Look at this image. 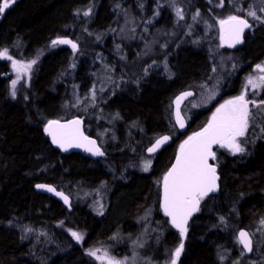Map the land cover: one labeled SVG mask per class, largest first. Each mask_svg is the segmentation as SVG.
Masks as SVG:
<instances>
[{
    "label": "trees",
    "instance_id": "1",
    "mask_svg": "<svg viewBox=\"0 0 264 264\" xmlns=\"http://www.w3.org/2000/svg\"><path fill=\"white\" fill-rule=\"evenodd\" d=\"M249 1L246 0L244 4L247 5ZM87 3L94 4V10L86 20L88 28H92V32L114 28L115 33H108L103 40H97L88 34L87 29L82 28L85 21L80 10ZM238 3L240 1L233 3V0H225L223 6L219 7L210 0H183V7L188 17L196 10H200L202 16L209 20L213 16L222 18L228 14L244 17L243 11L228 10ZM152 4V0L145 1L142 7L135 0H15L0 15V50L7 49L14 58L38 60L30 83L25 80L19 82L16 97L13 98L10 78L5 75L10 70V60L0 58V264H100L87 251L99 244L101 239L97 240V236H106L118 221L128 224L134 210L140 207L138 204L141 205L144 199L150 203L157 197L149 180L140 178V181L133 182L121 191L129 194L130 199L122 201L125 212L120 218L112 217L111 209L107 217L100 221L89 207L87 210L83 208V216L72 215L71 219L77 223H73L77 225L74 227H79L77 229L84 233V242L74 244L71 250L64 253H56L49 250L56 249L57 237L61 232H66L71 214L58 199L34 189L36 182L52 183L67 190L69 185L78 189L84 183L81 187L89 189L91 184L92 187L102 179H108V167H125L146 155L144 146L158 132H170L172 100L179 92L192 88L197 93L199 85L209 81L213 52L203 39V18L198 19L200 23L194 26L192 34L179 29L180 34L175 39L170 34L169 39L174 42L163 39L166 44H171H165L163 51L168 59H173L170 61L171 69H159L161 74L154 68L150 74L147 72V56H139L140 48L145 40L157 32H167L172 14L166 7L162 8L159 19L147 23L149 31L140 33L139 37L136 27L126 26L124 20L140 16L148 19L153 12ZM248 20L253 22L250 18ZM158 28L161 30L158 31ZM262 31L253 40L248 32L244 45L233 51L244 52L242 60L264 59V29ZM79 34L86 36L87 46L91 50L71 68L68 54L73 52L72 47H52L51 42L61 36H70L76 41ZM124 35L128 38H124ZM151 48H154V44ZM225 50L232 51L227 47ZM140 67L141 72L133 73ZM97 68L106 70L108 82L90 109L91 103L88 101L91 98L87 95L90 85H95ZM56 79L60 82H56ZM236 79H232V87L224 84L227 86L223 94L212 105L195 110L188 116L186 132H178L174 128L172 142L155 157L157 168L164 167L165 171L169 168L180 144L205 127L210 112L218 102L241 93L242 84H238ZM79 92L82 98L80 102L76 100ZM255 99L264 100V92L256 95ZM98 109L102 114L111 113V119L116 118L115 124L126 121L124 125L121 123L115 127L117 136L113 132L106 136L108 141L102 146L103 157L95 160L81 153L66 154L51 145L44 129L47 121L64 120V116L71 114L83 117L93 110L99 113ZM65 110L70 112L66 113ZM257 111L254 110V113ZM85 120L86 125L91 122L98 127L100 123V129L109 125L104 118L98 119L99 122L90 121L87 117ZM134 120L142 121L139 129L146 131L144 136L139 135L142 136L139 139L134 128L137 129L140 123H134ZM260 122L261 127H264V118L257 119L251 125L253 133L248 137L244 153L218 157L220 186L217 193L205 198L201 212L192 219L184 242V264H224L230 261L234 254L229 255L225 249L236 247L232 241L235 242L237 231L241 227L252 229L264 213V133L259 130ZM88 134L99 135L92 129L88 130ZM134 134L137 136L134 137ZM90 199L92 201L93 197L90 196ZM23 225L28 226L23 229ZM180 237L170 226L161 246L170 250L179 243ZM93 239L96 241L90 242ZM108 240L104 238L103 241ZM232 250L239 254L242 247L239 245Z\"/></svg>",
    "mask_w": 264,
    "mask_h": 264
},
{
    "label": "rangeland",
    "instance_id": "2",
    "mask_svg": "<svg viewBox=\"0 0 264 264\" xmlns=\"http://www.w3.org/2000/svg\"><path fill=\"white\" fill-rule=\"evenodd\" d=\"M135 1L139 2L140 6L141 5L143 6L145 4V1L148 2L150 0H135ZM152 1H153V4H152L153 12L150 14V17L148 19H147V17L144 18L143 16H140L139 18H137L138 20L135 17L134 18H132V17L128 18L127 17V19L124 20V23L126 22V26L131 25L133 27H136V30L139 32V33L137 32L136 35H137V37H139L140 33L149 31V28L147 27V23H151V22H154L157 19H159L161 9L164 7H166L168 9V11L172 14L171 15V25L169 26V29L167 30V32H164L163 30H161V28H158V31L161 30V32H157V34L153 35L150 39L145 40L144 44H142L140 51H139L140 57L146 58V56L152 51V48H151L152 45L159 39H161L159 45H165L166 42H169V43L171 41L174 42L173 39L172 40L169 39V38H171L170 34L173 36L174 39L180 34V30H184L186 33L192 34L194 32V26L197 25L198 23H200V21L198 19L203 18V21L201 22L202 26L204 27V34H203L204 38L203 39L209 44V46L212 49V52H213L212 69L215 68L216 71L213 72L211 70V76L209 78V81L202 83L201 86L199 85V88L197 90L196 95L193 98L187 100V102L184 104L183 112H184L185 116L189 119L188 116H191L192 112H194L195 110H202V109L209 107L223 94L224 87L226 88V86H224V84L228 83V77L231 76L232 72L234 73L235 71L242 69V65L247 61H249L248 64H250V60H246L249 58L244 59L245 61L241 59V57H243V55H244V52L226 51L225 47L222 43V40H221L219 20L224 19V18L228 17L229 15H237V14H228L226 17H222V18L221 17L216 18L215 16H213L212 20H209L208 18H204V16H202V13L200 10H196L194 14H191L188 17V14L186 13V10L183 7V0H175V4L172 3V0H152ZM210 1L217 6L220 5L221 3L223 5L225 2V0H210ZM237 1H240V3H238L234 7H232L231 9H233V10L229 9L230 7L228 8V10L237 12L236 8L238 6L242 5V7L244 9H247L251 5L259 13V9L262 6H264V0H250L249 2H247V5L244 4L246 0H237ZM227 3L229 5H231V2L228 1ZM83 7L84 8H82L80 10L81 17L85 21L83 23L82 28L87 29L89 35H93L95 37V39H97V40H103V38H105V36L108 33H115L116 32L114 28L110 31L100 30V31L92 32L88 28V25H87L88 22H86L88 16H90L92 12H90V15H88V16H84L83 13L85 11H88L89 9H91V11L94 10V4L90 3V4L83 6ZM176 7H180L184 11V19L179 20V22H178V18L176 16V13H175ZM219 7H221V6H219ZM197 13H199L198 16H197ZM193 16H196L195 20L192 19ZM215 18H216V20L214 23L213 20ZM247 18H250L253 21L252 22L253 27L250 30L252 40H253V38L257 37L258 32H260L264 29V24H261L258 21H254L251 17H247ZM125 28L126 27H124L123 29H125ZM162 29H164V28H162ZM85 37H83L79 34V36L76 38V42L78 43L79 46L82 45L81 48H78L79 50L78 49L73 50V52H70L68 54V61L71 65V68L73 67L74 63H76L77 60H79L83 55H85L89 50H91V48H89L87 46V44L89 45V43L87 42V39ZM124 38H128V36L124 35ZM163 39H166V42ZM148 40H149V42H148ZM155 54H156L155 59L159 60L160 50L158 49V52L155 51ZM8 55L10 56L9 53H8ZM12 59L17 60V61H22L24 63H27V62L35 59L38 62L37 58L18 59V58L12 57ZM157 60H156V63H157ZM240 60H242V61H240ZM37 62L32 66L30 72L21 73V79L18 81V83L23 81V80H25L27 83H30V81L33 77V74L35 72L34 70H36ZM257 64H264V59L260 60V58H259V59L255 60L253 62V65H251V66L249 65V67H247L245 69L246 71H248V73H246L247 78L250 76L255 77V76L259 75V73L256 71V68H255V66ZM233 65H235V67H233ZM104 68L107 70L106 66H104ZM106 70L101 69V68H97L96 80H95L96 85H93L91 87V89L89 90L90 92L87 95L88 98H91L88 101L91 103L90 109H92L94 107L93 105L96 102V97L99 96L104 91L105 84L108 82V73L106 72ZM135 72L136 71H133V73H135ZM5 75L6 76L10 75L9 76V78H10V90L12 92L11 81L17 78V73L12 68V62L11 61H10V70L8 71L7 74L5 73ZM141 75H143V74H141ZM226 78H227V81H226ZM18 83H17V85H18ZM246 83H247V81H245L244 87H245ZM244 87H243V90H244ZM248 88H249V91H248L246 98L249 100L255 99L256 95L253 94V91L251 90V86H248ZM93 89L95 90V99L94 100L92 97ZM257 91H259L257 95H260L263 92V91H260V89ZM79 94H80V92L76 94V100L78 102H80L82 100V98L80 97ZM240 94L241 93H239V95ZM236 96H238V95H236ZM236 96L227 97V98L223 99L222 101L218 102L216 104V106L213 108V110L210 112V115H209V118H208V121H207L205 127L211 121L213 114L216 112V109L219 108L220 105L224 104L225 101H228V100H230ZM256 101L259 103L258 100H256ZM249 107L252 108L253 112H254V110H257L255 108H253L252 105H250ZM98 111H99V113H97V112H95V110H93L92 113L88 112V114H86L83 117L84 118L87 117V118L91 119L90 121H96V122H99L98 119L104 118L106 123H108L109 125H113L114 127L112 128V126H107L108 129L106 127H104L105 129L103 128V131H102V129H100L101 127L99 125L100 123H98L97 129H95L94 124H92L91 122H89V123L87 122V125L85 128H86V132H88L89 128L92 130L95 129V132L100 134V136L98 135V137L102 138V139L99 138V143L101 145H102V143H103V145H105L108 141L106 138V135L108 133L113 132L114 136H117L118 131L116 130L117 128H115L117 126V124H115V118L111 119V118H109L108 114H105V113L102 114L103 112H101L100 109H98ZM170 112H171L170 113V116H171L170 121L172 119L173 124L171 123L172 126L170 125L172 131H170L169 133L172 134V136H174L175 135L174 128H176L177 131H178V129H177L176 125H174L175 123L173 122L172 111H170ZM95 116H98L99 118L95 119L94 118ZM251 125L252 124H250L249 130H248L246 136L240 138V143L245 148V150H246V142L248 141V137H250V133H253V129H252ZM258 125H260L259 127H261L262 123L260 122ZM87 126H88V128H87ZM134 130L135 131L137 130L136 132L140 133V129L138 130V127H137V129L134 128ZM134 130H132V131H134ZM120 131L121 130H119V134H121ZM123 132H124V129H123ZM103 135H105V136L103 137ZM159 135L160 134H157L156 136H159ZM155 137L153 138L152 142L157 138V137L156 138ZM105 140H107V141H105ZM150 143L151 142H149L146 146H144V148H146ZM181 145L182 144H180V146ZM180 146L178 147V149L180 148ZM216 151H217L216 152L217 155L214 159V162L217 164H219V160H218L219 156H223V155H227V154L236 155V154H232L231 151L226 147L219 146ZM237 154H241V153H237ZM156 156L157 155H148V154L142 155L137 160L135 159V160L131 161L130 163H128V165H126L125 167H133V168H138L139 171H145L144 170L145 163L150 162L148 169L145 172H147V180H149V183L154 188H156V186H154V184H153L152 179L156 178V180H160V183H161L163 181V178H164L165 173H166L165 169H163L164 167H160V168L158 167L157 168L156 158H155ZM100 188H102V186H100L98 188V190H97L98 195H97V193L95 194V197H94L93 201H91V205H90V207L92 206V209H94L95 211H99V209H100L99 207H102L101 205L103 203L101 201L102 200V198H101L102 189H100ZM71 190H72V188H70V189L68 188L69 192H71ZM77 191L74 193L76 198L73 196V203L76 204L74 202V199H75V200H77L78 204L82 205L84 202L78 201V199L80 200L82 195L81 194L78 195ZM84 191L85 190L80 189V192L82 194L84 193ZM83 196H86V194H83ZM114 198H115V202H113V205H112L113 208H112L111 215H112V217L115 216L116 218L117 217L120 218L121 216H123V214L125 212L123 210L125 205L122 203V201H124L125 198H127L129 200L130 195L125 194V192H121V193L119 192L118 195ZM81 200H83V199L81 198ZM153 200L150 203L147 202V212H148L147 213V226H146V224H144L143 227L145 230L143 231V233L140 234L139 236H137L136 239L127 238L129 241H127V239H123V240H126V242L131 243L132 246L129 250L126 249V250L122 251V250L118 249L117 248V246H118L117 242H114V241L111 242L110 240H108V241H101L100 240L99 244H97V245L95 244L90 249L91 250H99L97 252V255H100V256H102L104 254V252L107 251L110 256L116 257L117 259H123L124 257H130L131 258V257L135 256L134 264H168V262L171 259L172 252L179 245L182 237H180L179 243L176 246H174L172 249H170L171 251L162 247L164 250H163V253H160V254H162V255L167 254L165 256L159 255L158 252H157V254L154 251L151 252V250L153 248H155L156 250L159 249L157 247L158 242L159 241L163 242V238L167 232V228H166V232H164V230L161 232L162 235L161 234L158 235L159 231H157V230H154L152 232V229L154 227L153 224L155 223V221H157L156 219H154V215L150 209L151 207H154ZM159 206H160V202H159ZM159 209H160V207H159ZM159 213L160 214L162 213L161 209L159 210ZM262 219H264V213L258 218V220L256 221L253 228L252 229L249 228L251 234L253 235V237L255 239L254 255L246 257V254L243 250H240L239 254L236 253L235 251H233L232 249H237L238 246L240 245L238 239L235 237L236 240H235V242L232 241V244L234 245V243H235L236 247L234 248L231 246V247H228L227 249H225V252H228L229 255L234 254V256L232 258L230 256H226L227 258L230 257V261H225V264H264V231H257L258 228L264 229V225L260 224V221ZM27 226L28 225H23V229L27 228ZM167 227H169V226H167ZM146 229H147V232H146ZM67 234L68 233L65 231L61 232L57 237V241L55 242L56 249L49 250L50 248H48V250L52 251V252H56V253H64V251L68 250L69 247L80 242V241L75 240V238L72 235L70 236L69 234L68 235ZM146 240H147V257L142 255V246L146 242ZM71 241H72V243H71ZM93 258L101 264L100 260H97L95 257H93ZM130 264H131V262H130Z\"/></svg>",
    "mask_w": 264,
    "mask_h": 264
},
{
    "label": "snow or ice",
    "instance_id": "3",
    "mask_svg": "<svg viewBox=\"0 0 264 264\" xmlns=\"http://www.w3.org/2000/svg\"><path fill=\"white\" fill-rule=\"evenodd\" d=\"M236 2L237 0H233V3ZM14 3L15 0H2V2H0V15ZM172 3L175 4V0H172ZM218 6L223 5L221 3ZM236 11L245 12V16L229 15L226 19L219 20L222 33L221 40L228 44L229 47H235L237 44L242 43L245 30L253 27V25L249 23L247 17H251L254 21L264 24V6L259 9V13L251 5L247 9H244L242 5L238 6ZM90 12L91 9L85 11L83 15L88 16ZM175 13L178 22L184 19V11L182 8L176 7ZM198 15L199 13H197V16ZM192 19L195 20L196 16H193ZM51 43L52 46L71 45L73 50L78 48L76 43L67 38L58 37ZM0 58L10 60L12 62V68L17 73V78L11 81V95L15 98L16 85L21 79V73L30 72L32 66L37 61L33 59L24 63L22 61L13 60L12 57L8 55L7 49L0 50ZM233 67H235V65H233ZM255 68L259 75L248 77L247 83L241 94L220 105V107L216 109L208 125L203 128L202 131L190 136L180 146V154L176 159V163L163 178V209L166 215L171 217L172 226L179 230L182 238L187 234V222L189 217H191L194 212L200 210V203L205 197L217 191L219 188L217 183L219 176L217 175L216 167L209 163L210 158H215V152L212 150V146L220 145L221 147H226L232 154L244 153L245 148L241 145L240 138L246 136L250 124L254 125L257 119L264 118V100H260L258 103L255 99L249 100L246 98L249 91L248 86H251L254 95L258 94L257 90L264 89V64H257ZM212 71L215 72L216 69L213 68ZM192 95V92H183L174 101L175 116L180 128L185 127L184 119L181 116L180 104L184 99ZM92 97L94 100V89L92 91ZM250 105L258 111L254 113L252 108L249 107ZM81 123L79 119L70 121L69 124H60L59 121H49L45 131L51 135L52 142L59 145L61 148L66 149V147H71L73 146V142H75V146L86 147L87 151L92 152L94 155L103 156L104 153L96 146V141L83 136L79 127ZM260 130L264 133V127ZM169 139V136L158 138L147 151L149 153L156 152ZM149 163L150 162L145 163V171L148 169ZM36 187L38 189L46 188L48 191L56 192L55 188L49 185L37 184ZM56 195L62 196L64 202L69 203V198L64 196L62 192H56ZM260 224L264 225V219L260 221ZM29 231L31 230L29 229ZM257 231H264V229L258 228ZM71 235L77 241L83 240V236L80 233L72 232ZM238 241L248 252L254 250L252 237L247 231L241 230L239 232ZM98 251L99 250L90 249L88 250V255L100 260L101 264H130V262L134 264L135 262V256L117 259L116 257L110 256L107 251H105L102 256L97 255ZM183 251L184 243L183 239H181L179 245L172 252L168 264H178ZM221 259H223V257H221Z\"/></svg>",
    "mask_w": 264,
    "mask_h": 264
},
{
    "label": "flooded vegetation",
    "instance_id": "4",
    "mask_svg": "<svg viewBox=\"0 0 264 264\" xmlns=\"http://www.w3.org/2000/svg\"><path fill=\"white\" fill-rule=\"evenodd\" d=\"M172 42V41H171ZM170 42V43H171ZM160 44V40H157L155 43H154V48H152V51L147 55V72H149V74H150V72H152L151 71V69H155V70H157V71H159L160 73H162L160 70H165V71H167V69H171V63H170V61H171V57L168 59V57H166L165 55H164V46L165 45H159ZM166 45H171V44H166ZM158 49L160 50V58H159V60H157V59H155L156 58V54H155V51H157L158 52ZM154 58V59H153ZM156 60H157V63H156ZM173 60V59H172ZM255 60H252V61H250V64H248V62L249 61H247V62H245L243 65H242V69H239V70H237V71H235L234 73L232 72L231 73V76H229L228 77V83H227V85L229 86V87H232V79L233 78H237L236 79V82L238 83V84H242V90H243V87H244V84H245V81H247V75H246V73H248V71H246L245 69L247 68V67H249V65L251 66V65H253V62H254ZM253 68V67H252ZM160 69V70H159ZM172 74V73H171ZM226 85V86H227ZM238 87H239V85H238ZM238 87H237V89H238ZM260 91H263L264 92V89H260ZM257 92H259V91H257ZM172 103H173V100H172ZM172 116H173V104H172ZM72 117H76V115L75 116H72ZM72 117H69V118H72ZM77 117H80V118H84V117H81V116H77ZM69 118H67V119H69ZM84 120V124L86 125V120H85V118L83 119ZM173 122L175 123V121H174V117H173ZM176 125V124H175ZM178 129V128H177ZM164 134H168L169 135V133H164ZM90 135V134H89ZM162 135V134H161ZM160 135V136H161ZM170 136L172 137V140H173V136H172V134H170ZM172 142V141H171ZM170 142V143H171ZM169 143V144H170ZM220 145H216L215 147H214V151H215V157H216V155H217V149H218V147H219ZM147 148V147H146ZM145 152H146V149H145ZM159 153V152H158ZM158 153H156V154H153V155H157ZM68 154H70V153H68ZM147 154V153H146ZM174 158H175V156H174ZM174 158H173V160H174ZM215 159V158H214ZM173 160H172V162H173ZM214 161V160H213ZM171 162V163H172ZM217 164V163H216ZM171 165V164H170ZM217 166H218V172H219V164H217ZM107 170L108 171H110V174H109V178L108 179H104V181H100V182H98V185H94L95 187H100V186H102L103 188H101L102 189V194H101V198H102V207H103V209H100V211H95L94 209H92V206H91V209L90 210H92L93 212H94V214L96 215V214H98L97 216H98V218H99V220L100 221H102V220H104L106 217H107V215L109 214V212L111 211V209H112V205H113V202H115V198L114 197H116L117 195H118V193L119 192H121L122 190H124L127 186H129V185H131V184H133V182H138V181H140V178L142 179V178H147V172H145V171H139L138 170V168H133V167H120V168H113V167H108L107 168ZM167 171V170H166ZM166 174V173H165ZM152 181H153V184H154V186H156V188H155V190H156V193H157V197L156 198H154V200H153V202H154V207H151L150 209H151V212L153 213V215H154V219H156L157 221H155V223L153 224L154 225V227H153V229H152V232L154 231V230H157V231H159V233H158V235H160L161 234V232L164 230V232H166V228H167V231H168V228L170 227L169 225H170V223H169V220H168V218L164 215V212H163V210H162V206H161V186H162V182L160 183V180H156V178H153L152 179ZM101 183V184H100ZM160 183V184H159ZM105 184V185H104ZM108 184H109V186H108ZM104 186H105V188H104ZM107 189H109V190H107ZM109 191V192H108ZM110 191H112V192H110ZM111 194V195H110ZM69 195H70V193H69ZM71 196V195H70ZM72 197V196H71ZM110 199H109V198ZM114 198V199H113ZM206 198V197H205ZM205 198L201 201V206H200V210H199V212L197 213V214H195L194 216H196V215H198L200 212H201V209H202V205H203V201L205 200ZM72 200H73V198H71ZM86 202L88 201V199H84ZM103 200H105V202L103 201ZM85 201H83L85 204H86V202ZM159 202H160V206H159ZM157 203V204H156ZM88 204L89 205H91V203L90 202H88ZM103 204H104V206H103ZM64 206L66 207V210H67V212L68 213H72L73 212V210H74V203H73V201H72V210L71 209H69L65 204H64ZM137 206H140V207H138V208H136L135 210H134V212H133V217L131 218V220L129 221V223L128 224H122V223H120V221H118L117 223H116V227L114 228L113 227V229L109 232V233H107L106 234V236H103V235H100V236H97V238H99L98 240H100L101 238V241H103L104 240V238H106V239H109L111 242L112 241H114V242H117V248L118 249H120V250H126V249H130L131 248V243L129 242H126V240H123V239H127V238H130V239H136V237L137 236H139L140 234H142L143 233V231L145 230L144 229V224H146V226H147V199H144L143 201H142V203H141V205H137ZM108 207V208H107ZM159 207H160V209L162 210V213L160 214L159 213ZM77 207H75V209H76ZM68 209L69 210H71L70 212L68 211ZM78 210H76L75 212H74V214H71V216L70 217H68V220L70 221L69 222V224L71 223V221H72V219H71V217H72V215H80V214H78V212H77ZM106 211V212H105ZM77 212V213H76ZM80 213V212H79ZM108 213V214H107ZM75 215V216H76ZM101 215V216H100ZM194 216H192V218H191V220H190V222H189V225H188V233H187V236H188V234H189V231H190V226H191V222H192V219H193V217ZM167 226H169V227H167ZM69 228V229H68ZM117 228H120L119 230L117 229ZM74 229V230H73ZM76 229V230H75ZM117 229V230H116ZM123 231H122V230ZM113 231H115V232H113ZM66 232L71 236V232H82V231H79L77 228H74V227H72V226H70V225H68L67 226V229H66ZM113 232V233H112ZM146 232H147V229H146ZM151 232V233H152ZM178 233H179V231H177ZM104 233V232H103ZM111 233V234H110ZM150 233V232H149ZM180 234V233H179ZM82 235H84V233L82 232ZM162 235V234H161ZM166 235H167V232H166V234H165V236H164V238L166 237ZM84 237V236H83ZM104 237V238H103ZM163 238V239H164ZM187 238V237H186ZM183 239V243L186 241V240H184V238H182ZM253 239H254V237H253ZM127 241H129L128 239H127ZM81 243V241L80 242H78V243H76L77 245H79ZM254 243H255V239H254ZM75 244V245H76ZM185 244V243H184ZM162 241H159L158 242V248L159 249H155V248H153L152 250H151V252H156V254H157V252H158V254L159 255H162V254H160V253H163V248H162ZM184 251H185V247H184ZM184 251H183V253L181 254V257H180V259H179V261H178V264H184ZM142 255H144L145 257H147V240H146V242L143 244V246H142ZM252 255H254V253L253 254H251V255H248V256H252ZM163 256V255H162ZM225 264V263H224Z\"/></svg>",
    "mask_w": 264,
    "mask_h": 264
},
{
    "label": "water",
    "instance_id": "5",
    "mask_svg": "<svg viewBox=\"0 0 264 264\" xmlns=\"http://www.w3.org/2000/svg\"><path fill=\"white\" fill-rule=\"evenodd\" d=\"M225 19H226V18H225ZM249 23L252 24L250 21H249ZM249 30H250V29H246V30H245L244 35H243V42L240 43V44H237L235 47H229L228 44L224 43L223 41H222V43H223L226 47H228L229 49H231V50L237 49L238 47L244 45L245 40H246L245 35H246V33H247ZM220 33H221V30H220ZM221 35H222V33H221ZM59 38H67V39H69V40H72L74 43H76V44L78 45V43H77L75 40H73L71 37H69V36H61V37H59ZM56 39H57V38H56ZM70 46H71V45H70ZM77 49H78V48H77ZM183 92H192L193 95L190 96V97H187L186 99H184V100L181 102V104H180L181 116L183 117L184 122H185V127H184V128H180V127H179V124H178V122H177V120H176V116H175V104H174V101H175L176 98H177L178 96H180V94L183 93ZM195 94H196V91H195L194 89H186V90H183V91L179 92V93L174 97V99H173V103H172V104H173V117H174L175 124H176V126H177V128H178V130H179L180 132H186L187 129H188V120H187V118H186V116H185V114H184V112H183V105L185 104V102H186L188 99L194 97ZM77 119H79V120L82 122V123L80 124L79 127H80V131L83 133V136L88 137L90 140H95V141H96V146H98V147L101 149V151H102V147H101V145L99 144L98 139H97L96 137H94V136L89 135V134L86 133V131H85L84 120H83L82 118L76 116V117H72V118L64 119V120L53 119V120H50V121H59L60 124H69L70 121L77 120ZM48 123H49V122H48ZM48 123L45 125V128H46V126L48 125ZM200 131H202V130H200ZM200 131H199V132H200ZM45 133H46V135L49 137L51 145H52L53 147L59 149V150H60L61 152H63V153L68 154V153H72V152H77V153H81V154H83V155H85V156H87V157H90V158H92V159H98V158L100 157V156L94 155L92 152L87 151V148H86V147H77V146H75V142H73V146H71V147H66V149H65V148H61L59 145L54 144V143L52 142V137H51V135H50L48 132L45 131ZM197 133H198V132H197ZM163 136H169L170 139H169L165 144H163V145H162V146H161L156 152H154V153H149V152L147 151V149H148L149 147H152L153 144L155 143V141H156L158 138H161V137H163ZM158 138H157L153 143H151V144L147 147V149H146V153H147V154H149V155H153V154H156V153L160 152L165 146H167V145L172 141V137H171L170 135H168V134H163V135L159 136ZM215 146H216V145H213V146H212V150H213V151H214V147H215ZM214 152H215V151H214ZM179 154H180V150L178 151V153L176 154V156H175L173 162H172L171 165L169 166V168H168L166 174H167L168 171L172 168V166L176 163V159H177V157L179 156ZM212 160H213V158H210V159H209V163H210V164H213V165L216 167L217 175L219 176V180H220V174H219V172H218V166H217V164H215ZM166 174H165V175H166ZM219 180L217 181V183H218V185L220 186V182H219ZM37 184L49 185V186H51L52 188H55L56 192H62V193L64 194V196H67V197L69 198V203H65L63 197H62V196H58V195H56V192L48 191L46 188H45V189H38V188L36 187ZM37 184H35V188H36L39 192H41V193H45V194H47V195H50V196H52V197L58 199V200L61 201L63 204H65L69 209L72 208V199H71V196H70L69 194H67V193L64 192V191L58 190V189L56 188V186H54L53 184H50V183H37ZM218 189H219V188H218ZM217 191H218V190H217ZM217 191H215V192H213V193H210L209 195H211V194H215V193H217ZM161 206H162V210H163V212H164V209H163V182H162V186H161ZM200 206H201V203H200ZM198 212H199V211H198ZM198 212H194V213L192 214V216H194V215L197 214ZM164 214H165V216L169 219V222H170V224H171V217H169L168 215H166L165 212H164ZM192 216L189 217V219H188V222H187V229H188V225H189V222H190ZM171 226H172V224H171ZM172 227H173L175 230L179 231V230L176 229L174 226H172ZM241 230L247 231V232L251 235L249 229H247V228H245V227H241V228L237 231V237H238L239 232H240ZM187 233H188V231H187ZM186 237H187V234H186V236L184 237V240L186 239ZM251 237H252V235H251ZM252 240H253V237H252ZM241 245H242V244H241ZM242 248H243V245H242ZM253 248H254V240H253ZM243 250H244L245 253L248 254V255H251V254L253 253V251H252V252H248V251H247L246 249H244V248H243Z\"/></svg>",
    "mask_w": 264,
    "mask_h": 264
},
{
    "label": "bare ground",
    "instance_id": "6",
    "mask_svg": "<svg viewBox=\"0 0 264 264\" xmlns=\"http://www.w3.org/2000/svg\"><path fill=\"white\" fill-rule=\"evenodd\" d=\"M99 1H100V0H99ZM87 4H88V3H87ZM98 4H99V3H98ZM76 11H77V10H76ZM0 18H1V17H0ZM77 19H78V18H77ZM77 19H76V20H77ZM80 19H81V18H80ZM80 19H79V20H80ZM89 25H90V24H89ZM107 28H108V27H107ZM90 29H92V28H90ZM105 29H106V28H105ZM78 30H79V28H78ZM78 30H77V31H78ZM94 30H95V29H94ZM98 30H99V29H98ZM100 30H101V29H100ZM102 30H103V29H102ZM76 33H77V32H76ZM58 35H59V34H58ZM60 35H61V34H60ZM69 37H70V36H69ZM54 38H56V37H54ZM72 38H73V37H72ZM73 39H75V38H73ZM4 44H5V43H4ZM6 44H7V43H6ZM51 46H52V45H51ZM51 46H50V47H51ZM58 46H59V45H58ZM58 46H57V47H58ZM61 46H64V45H61ZM81 46H82V45H81ZM13 47H14V46H13ZM50 47H49V49H50ZM52 47H56V46H52ZM52 47H51V48H52ZM80 48H81V47H80ZM56 49H57V48H56ZM68 49H69V48H68ZM78 50H79V49H78ZM48 53H50V52H48ZM55 53H56V52H55ZM62 55H63V54H62ZM90 55H91V54H90ZM66 56H67V54H66ZM61 58H62V57H61ZM63 58H64V57H63ZM64 61H65V60H64ZM65 62H66V61H65ZM110 63H112V62L110 61ZM58 69H59V68H58ZM59 70H60V69H59ZM139 70H140V71H139ZM34 71H35V70H34ZM56 71H58V70H56ZM138 71L141 72V67H140V69L136 70V72H138ZM57 73H58V72H57ZM139 74H140V73H139ZM9 76H10V75H9ZM56 76H57V75H56ZM6 77H7V76H6ZM57 77H58V76H57ZM126 77H127V76H126ZM129 77H130V76H129ZM129 77H127V78H129ZM90 78H91V77H90ZM112 78H113V77H112ZM57 80L59 81V79H56V82H57ZM114 80H115V78H114ZM141 81H142V80H141ZM144 81H145V80H144ZM59 82H60V81H59ZM87 82H89V81H87ZM126 82H127V81H126ZM142 82H143V81H142ZM90 83H91V82H90ZM90 83H89V84H90ZM89 84H87V85H89ZM141 84H142V83H141ZM141 84H140V85H141ZM95 85H96V83H95ZM200 86H201V85H200ZM87 87H88V86H87ZM88 88H89V87H88ZM89 89H91V85H90V88H89ZM86 91H88V89H87ZM89 92H90V91H89ZM89 92H88V93H89ZM10 97H11V96H10ZM105 108H106V107H105ZM72 110H73V109H72ZM115 111H118V110H115ZM65 112H66V113H69L70 110H69V111L65 110ZM65 112H64V114H65ZM72 112H74V111H72ZM106 112H107V111H106ZM113 112H114V111H112V113H113ZM119 112H120V111H119ZM75 113H76V112H75ZM121 113H122V112H121ZM64 114H63V115H64ZM70 114H71V113H70ZM70 114H69V115H70ZM110 114H111V113H110ZM110 114H109V115H110ZM75 115H76V114H75ZM75 115H73V116H75ZM113 115H114V114H113ZM70 116L72 117V114H71ZM70 116H68V115H67V116H64V119H65L66 117H70ZM106 116H107V115H106ZM114 116H115V115H114ZM114 116H113V117H114ZM61 117H62V116H61ZM81 117H82V116H81ZM107 117H108V116H107ZM107 117H106V118H107ZM116 117H118V116H116ZM120 117H121V114H120ZM57 118H58V117H57ZM59 118H60V116H59ZM110 118H112V114L110 115ZM83 119H84V118H83ZM115 119H116V118H115ZM133 119H134V118H133ZM61 120H62V119H61ZM118 120H119V119H118ZM128 120H129V119H128ZM107 121H108V120H107ZM112 121H113V120H112ZM119 121H120V120H119ZM131 121H133V120H131ZM135 121H136V122H139V121H137V120H134V123H136ZM47 122H49V121H47ZM104 122H105V121H104ZM129 122H130V121H129ZM140 122H142V121H140ZM140 122H139V123H140ZM115 123H117V121H115ZM121 123H122V122H121ZM121 123L119 122L118 124H121ZM125 123H126V121H125L124 123H122V124L124 125ZM131 123H132V125H133V122H131ZM139 123H138V124H139ZM143 123H144V122H143ZM169 123H170V121H169ZM45 124H47V123H45ZM118 124H117V125H118ZM172 124H173V123H172ZM123 125H122V127H123ZM126 125H127V124H126ZM174 125H175V124H174ZM108 126H112V125H108ZM127 126H128V125H127ZM137 126H138V125H137ZM137 126L135 125V127H137ZM140 126H141V123H140V125H139V127H138V130H139ZM143 126H145V125L143 124ZM169 126H170V124H169ZM171 126H172V125H171ZM85 127H86V125H85ZM117 127H118V126H117ZM103 128H104V126H103ZM106 128L108 129V127H106ZM132 128H133V127H132ZM44 129H45V128H44ZM85 129H86V128H85ZM89 129H90V128H89ZM95 129H97L96 126H95ZM95 129H94V130H95ZM104 129H105V128H104ZM123 129H124V128H123ZM129 129H130V128H129ZM144 129H146V128H144ZM94 130H93V131H94ZM126 130H127V129H126ZM102 131H103V129H102ZM136 131H137V130H136ZM143 131H144V130L140 129V133H137V135H138V136H139V135H143V134L146 132V131H144V132H143ZM170 131H172V130H170ZM106 132H107V131H106ZM131 132H133V131H131ZM87 133H88V132H87ZM99 133H100V132H99ZM134 133H136V132H134ZM158 133L160 134V132H158ZM163 133H164V132H163ZM163 133H162V135H163ZM165 133H166V132H165ZM168 133H169V132H168ZM101 134H102V133H101ZM105 134H106V133H105ZM146 134H147V133H146ZM95 135H96V134H95ZM95 135H93V136H95ZM107 135H108V134H107ZM107 135H106V136H107ZM137 135L134 134V137L137 136ZM155 135H156V134H155ZM160 135H161V134H160ZM160 135H159V136H160ZM169 135H170V133H169ZM99 136H100V134H99ZM104 136H105V135H103V137H104ZM143 136H144V135H143ZM159 136H156V137H159ZM95 137H96V136H95ZM97 137H98V136H97ZM141 137H142V136H141ZM141 137L139 136L138 139L141 138ZM153 137H154V136H153ZM153 137H152V138H153ZM156 137H155V138H156ZM99 138H100V137H99ZM99 138H98V140H99ZM106 138H107V137H106ZM48 139H49V138H48ZM100 139H102V138H100ZM134 139H135V138H134ZM107 140H108V138H107ZM107 140H105V141H107ZM136 140H137V139H136ZM136 140H135V141H136ZM137 141H138V140H137ZM150 142L152 143L151 140H150ZM151 143H150V144H151ZM102 146H104L103 143H102ZM165 147H166V146H165ZM165 147H164V148H165ZM164 148H163V149H164ZM76 154H77V152H76ZM102 157H103V156H102ZM95 160H96V159H95ZM98 160H99V159H98ZM93 161H94V160H93ZM167 170H168V169H167ZM63 179H64V178H63ZM102 180H103V179H102ZM102 180H101V181H102ZM103 181H104V180H103ZM71 182H72V181H71ZM37 183H48V182H36L35 184H37ZM72 183H74V182H72ZM72 183H71V184H72ZM50 184H52V183H50ZM67 184H68V183H67ZM80 184H81V183H80ZM83 184H84V183H83ZM83 184H82V185H83ZM100 184H101V183H100ZM53 185L56 186L55 184H53ZM65 185H66V184H65ZM82 185H81V186H82ZM85 185H87V184H85ZM91 185H92V184H91ZM91 185H90V186L88 185V186L90 187L89 189H88V188L86 189V187H81V186H79V187H81V188H80L81 190H85L83 194H87L86 196H88V201H91V199L89 200V197H90V196H92L93 199H94L95 194L97 193V195H98L97 190H98L99 187H95V186H92V187H91ZM97 185H98V184H97ZM104 185H105V184H104ZM73 186H74V185H73ZM73 186H71V185L68 186L69 189L72 188L71 192H69L66 188H59V187H57V186H56V188H57L58 190H61V191L66 192L67 194L70 193V195L72 196L71 198H73V196L75 197V194H74V193L78 190V191H77L78 195L81 194V195H82L81 198L83 199V200H81V198L79 197L80 200L78 199V201H82V202L85 201L84 199H86V196H83V194L80 192L79 187H78V189H74L75 187H73ZM108 186H109V184H108ZM63 187H64V186H63ZM65 187H66V186H65ZM102 188H103V187H102ZM104 188H105V186H104ZM34 189L36 190V192L41 193V192H39V191L35 188V185H34ZM100 189H101V188H100ZM105 189H106V188H105ZM107 190H109V189H107ZM108 192H109V191H108ZM110 192H112V191H110ZM41 194L47 195V194H45V193H41ZM93 195H94V196H93ZM97 195H96V196H97ZM110 195H111V194H110ZM47 196H48V195H47ZM48 197H50V196H48ZM75 198H76V197H75ZM108 198H109V197H108ZM109 199H110V198H109ZM72 201H73V200H72ZM88 201H87V202L85 201L86 204L83 203L82 205H80V204L77 203V200L74 199V202L76 203V204H74V207H77L75 210H78L77 212H78V214H80V216H83V211H84L83 208H85V209L87 210V208L89 207V208L91 209L90 205L88 204ZM92 201H93V200H92ZM103 201L105 202V200H103ZM60 202H61V201H60ZM101 206H102V205H101ZM103 206H104V204H103ZM99 208H100V209H103V207H99ZM99 208H98V209H99ZM107 208H108V207H107ZM100 209H99V211H100ZM71 210H72V209H71ZM71 210L68 209L69 212H70ZM75 210H74V211H75ZM66 211H67V210H66ZM74 211H73V213H74ZM77 212H76V213H77ZM79 212H80V213H79ZM90 212H91V210H90ZM105 212H106V211H105ZM66 213H67V212H66ZM91 213H92V212H91ZM71 214H72V213H71ZM107 214H108V213H107ZM75 215H76V214H75ZM97 215H98V214H96L95 216L98 218L99 215H98V216H97ZM69 216H71V215H69ZM76 216H77V215H76ZM100 216H101V215H100ZM74 217H75V216H74ZM72 218H73V217H72ZM98 219H99V218H98ZM48 221H49V220H48ZM68 221H69V220H68ZM49 222H50V221H49ZM69 222H70V221H69ZM73 223H76V222H73V221H72V222L70 223V226H72V227L77 226V225H76L77 223H76V224H73ZM46 224H47V223H46ZM78 225H79V224H78ZM81 226H82V225H81ZM81 226H80V228H82ZM74 228H79V227H74ZM68 229H69V228H68ZM117 229L119 230L120 228H117ZM117 229H116V230H117ZM73 230H74V229H73ZM75 230H76V229H75ZM78 230H79V229H78ZM80 230H81V229H80ZM121 230H122V229H121ZM122 231H123V230H122ZM113 232H115V231H113ZM113 232H112V233H113ZM51 233H52V232H51ZM78 233H79V232H78ZM80 234H82V232H80ZM110 234H111V233H110ZM67 235H68V234H67ZM82 236H84V235H82ZM87 236H88V234H87ZM106 237H107V236H106ZM21 239H22V238H21ZM83 239H84V238H83ZM101 239H102V238H101ZM94 240H95V239H93V240L90 241V242H93ZM97 240H98V239H97ZM73 241H74V240H73ZM95 241H96V240H95ZM95 241H94V242H95ZM82 242H84V241L82 240ZM85 242H86V241H85ZM94 242H93V243H94ZM71 243H72V241H71ZM75 243H76V242H75ZM76 245H77V244H76ZM81 246H83V245H81ZM89 246H92V245L89 244ZM73 247H74V245H72L71 247H69V249L66 250V251L71 250ZM86 249H88V248H86ZM87 251H88V250H87ZM87 251H86V252H87Z\"/></svg>",
    "mask_w": 264,
    "mask_h": 264
}]
</instances>
